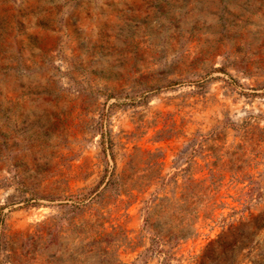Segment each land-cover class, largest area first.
Returning <instances> with one entry per match:
<instances>
[{"label":"rangeland","instance_id":"1","mask_svg":"<svg viewBox=\"0 0 264 264\" xmlns=\"http://www.w3.org/2000/svg\"><path fill=\"white\" fill-rule=\"evenodd\" d=\"M0 264H264V0H0Z\"/></svg>","mask_w":264,"mask_h":264}]
</instances>
